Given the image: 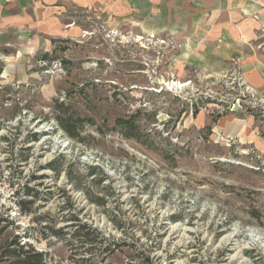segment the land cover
Returning a JSON list of instances; mask_svg holds the SVG:
<instances>
[{"label": "rangeland", "instance_id": "1", "mask_svg": "<svg viewBox=\"0 0 264 264\" xmlns=\"http://www.w3.org/2000/svg\"><path fill=\"white\" fill-rule=\"evenodd\" d=\"M263 55L264 0H0V211L14 189L8 147L30 146L17 179L51 185L37 213L56 227L69 224L66 187L81 221L134 239L153 264H264ZM55 100L81 119L78 136L54 120ZM55 157L80 189L33 172ZM90 184L106 206L87 201ZM111 209L137 223L116 229ZM34 245L50 264L76 256L55 237ZM134 248L90 264H129Z\"/></svg>", "mask_w": 264, "mask_h": 264}, {"label": "trees", "instance_id": "2", "mask_svg": "<svg viewBox=\"0 0 264 264\" xmlns=\"http://www.w3.org/2000/svg\"><path fill=\"white\" fill-rule=\"evenodd\" d=\"M2 65L0 63V73ZM53 118L56 123L71 137L78 136L79 133H74L73 128L81 121L76 112L65 110L63 101L55 100L53 103ZM1 126V125H0ZM1 140H7L2 137ZM39 140V135L36 132H30L27 141L33 142ZM29 147H24L15 151L12 147H8L7 165L11 168L7 183L13 186L14 189L10 194V204L5 209L0 211V264H50V259L46 250L38 249L35 241H40L50 237H55L65 242L70 248H75L74 255L70 256L71 264H90V259L99 254H110L120 246H128L134 248V239L132 243L125 241L117 242L113 239L105 237L102 233L86 221H81L78 218V211L72 206V193L66 187H56L61 190L63 198L59 202V211H63L61 218L69 220V224L56 227V221L51 219L47 212L37 213L38 209L46 205L48 202L54 201V194L51 185L41 188V176L32 173L29 178L18 181V174L21 169H16L20 165L26 164L30 159ZM41 168L50 169L54 174V178L58 179L60 174L64 172L66 179L75 188L80 189L79 181H76L80 175H73L72 171H66L61 168L58 159L52 158L44 165H40L33 172H37ZM95 169V167H91ZM90 173L88 175H92ZM99 183L101 179H93ZM17 184V185H16ZM55 184V183H54ZM111 188V186H108ZM88 202L96 206L104 207L107 205L108 193H97L93 191L92 185L89 188L82 189ZM110 220L113 226L118 230H124L125 226L133 227L137 222L135 219L121 221L116 214L110 210ZM23 215H30L31 224L26 228L21 229L20 218ZM173 220L178 218L173 215ZM135 249V250H134ZM135 255L129 261V264H153L154 257L150 253H144L141 249L134 248Z\"/></svg>", "mask_w": 264, "mask_h": 264}, {"label": "crops", "instance_id": "3", "mask_svg": "<svg viewBox=\"0 0 264 264\" xmlns=\"http://www.w3.org/2000/svg\"><path fill=\"white\" fill-rule=\"evenodd\" d=\"M237 51H243L244 54H241V63H243V66L247 65H254L255 58H251V54L248 51H244V49H238V45H236ZM264 57V55H263Z\"/></svg>", "mask_w": 264, "mask_h": 264}]
</instances>
